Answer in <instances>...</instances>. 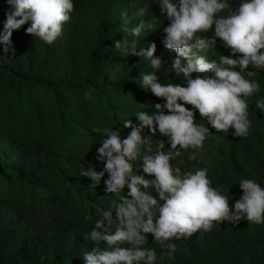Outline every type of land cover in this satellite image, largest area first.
I'll return each instance as SVG.
<instances>
[{
    "label": "clouds",
    "instance_id": "clouds-1",
    "mask_svg": "<svg viewBox=\"0 0 264 264\" xmlns=\"http://www.w3.org/2000/svg\"><path fill=\"white\" fill-rule=\"evenodd\" d=\"M6 3L0 31L5 54H14L12 34L29 21L26 33L52 45L74 10V0ZM131 3L135 7L138 0ZM156 3L169 21L163 46L177 54L167 71L182 74L186 86L161 82L156 73L164 61L156 55L157 45L139 46L156 27L144 19L147 7L136 9L134 15L143 19L131 27L132 18L121 13V29L131 39L114 41L113 49L125 57H142L150 71L141 72L136 82L164 102L155 105L158 114L136 111L139 125L124 119L123 127L131 129L126 138L103 129L96 158L104 169L97 172L89 165L80 173L94 186L108 173L105 191L114 194L107 210L97 209L94 228L84 234L85 241L95 242L80 253L84 264H157L158 257L161 262L174 257L175 241L195 233L220 232L228 223L264 224V186L249 178L229 181L241 172L238 160L235 166H220V143L207 140L212 132L228 133L251 150L241 157L256 151L252 136L264 129V81L256 76H264V0ZM196 110L212 130L196 123ZM145 128L167 138V144L153 151ZM219 168L231 169L224 181Z\"/></svg>",
    "mask_w": 264,
    "mask_h": 264
},
{
    "label": "trees",
    "instance_id": "trees-1",
    "mask_svg": "<svg viewBox=\"0 0 264 264\" xmlns=\"http://www.w3.org/2000/svg\"><path fill=\"white\" fill-rule=\"evenodd\" d=\"M138 7H147L144 19L156 25L139 40V46L157 45L164 64L156 75L163 83L186 86L182 74L167 71L177 54L163 46L169 21L156 0H138L135 7L131 0H74L70 20L52 45L26 33L29 21L12 34L14 54L0 46V264H84L80 253L95 246L84 234L114 194L105 191L108 173L95 186L80 173L89 165L104 169L96 158L103 129L126 138L131 129L123 127L124 119L139 125L136 111L158 114L155 105L164 102L136 82L150 71L142 57L113 49L114 41L129 38L121 13L132 18L131 27L143 19L134 15ZM8 10L0 0V31ZM201 119L196 110V123L212 130ZM227 134L212 132L207 140L220 143V166L238 160L241 172L229 181L249 178L264 186V129L252 136L256 151L244 157L251 150ZM143 135L153 151L167 144L158 132L145 128ZM219 171L224 181L231 169ZM228 224L220 232L175 241L174 257L163 262L158 257L157 264H264V224Z\"/></svg>",
    "mask_w": 264,
    "mask_h": 264
}]
</instances>
